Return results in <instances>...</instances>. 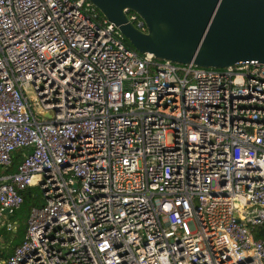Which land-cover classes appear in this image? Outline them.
Listing matches in <instances>:
<instances>
[{
    "label": "built area",
    "instance_id": "built-area-1",
    "mask_svg": "<svg viewBox=\"0 0 264 264\" xmlns=\"http://www.w3.org/2000/svg\"><path fill=\"white\" fill-rule=\"evenodd\" d=\"M24 146L0 225L19 190L42 203L0 264H264L262 62L159 59L88 0H0V164Z\"/></svg>",
    "mask_w": 264,
    "mask_h": 264
},
{
    "label": "water",
    "instance_id": "water-1",
    "mask_svg": "<svg viewBox=\"0 0 264 264\" xmlns=\"http://www.w3.org/2000/svg\"><path fill=\"white\" fill-rule=\"evenodd\" d=\"M88 1L138 52L205 67L250 59L264 63V0ZM125 10L143 19L144 30L127 19Z\"/></svg>",
    "mask_w": 264,
    "mask_h": 264
},
{
    "label": "trees",
    "instance_id": "trees-1",
    "mask_svg": "<svg viewBox=\"0 0 264 264\" xmlns=\"http://www.w3.org/2000/svg\"><path fill=\"white\" fill-rule=\"evenodd\" d=\"M94 8L97 15L102 18L101 12L95 6ZM122 41L126 46L133 48L123 36ZM28 150L29 148L25 146L13 150L10 162L7 165L0 164V174L14 171L23 153ZM19 193L22 196V202L16 208H12L11 211L7 212L5 218V221H14V227L7 229L4 224L0 225V256L2 257L8 256L13 246L18 244L23 238L28 206L31 204L40 205L42 203L39 190L36 186H28L23 190H19ZM253 237L260 238L264 245V229L262 227L256 226L253 229Z\"/></svg>",
    "mask_w": 264,
    "mask_h": 264
},
{
    "label": "rangeland",
    "instance_id": "rangeland-1",
    "mask_svg": "<svg viewBox=\"0 0 264 264\" xmlns=\"http://www.w3.org/2000/svg\"><path fill=\"white\" fill-rule=\"evenodd\" d=\"M28 99L32 102V108L35 109L37 107L36 97L34 94L30 93Z\"/></svg>",
    "mask_w": 264,
    "mask_h": 264
}]
</instances>
